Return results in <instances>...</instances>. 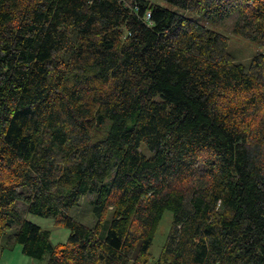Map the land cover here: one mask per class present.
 Masks as SVG:
<instances>
[{
    "label": "trees",
    "instance_id": "trees-1",
    "mask_svg": "<svg viewBox=\"0 0 264 264\" xmlns=\"http://www.w3.org/2000/svg\"><path fill=\"white\" fill-rule=\"evenodd\" d=\"M165 1L264 47V0ZM226 38L153 0H0L1 247L149 264L168 209L152 264H264V53ZM88 193L93 228L68 213Z\"/></svg>",
    "mask_w": 264,
    "mask_h": 264
},
{
    "label": "rangeland",
    "instance_id": "rangeland-1",
    "mask_svg": "<svg viewBox=\"0 0 264 264\" xmlns=\"http://www.w3.org/2000/svg\"><path fill=\"white\" fill-rule=\"evenodd\" d=\"M153 2L160 4L161 6H165L170 8L174 12H178L181 15L186 16L187 18L193 19L194 21L198 22L199 25L204 27L210 28L213 31H218L227 37L228 45H227V52H230L235 60L239 62V64H243L245 67L248 66V62H250L251 57L254 56L255 53L261 52L264 53V47L252 42L246 38L239 37L238 35L234 34L231 29L226 26L227 24L212 22V20L206 18L202 13L194 12L190 10L183 9L179 6H174L172 3H168L165 0H153ZM141 151L145 155H150L151 151L146 148L145 145L142 144ZM94 196L93 194H86L80 197V201L71 207L68 210V213L71 217L75 218L80 222V224H85L90 227H94V222L96 221V216L93 212L94 210ZM25 217L30 222L35 223L38 225L42 230H48L50 242L53 246L57 245V243H61L66 241L69 236V230L62 226L61 224H57L58 222L55 221L52 217H40L35 214H26ZM112 211L110 209L106 210L105 219L101 222V225L98 229V236L103 237L106 235L107 227L109 221H111ZM171 219L172 213L170 211L164 210L161 219H159L158 227L153 233V239L151 245H149V252L151 254V258H149V264L155 262L160 255L161 246L164 244L167 232H169L171 227ZM13 229L6 230L4 236L0 238V264H45L46 256L43 260L29 258L27 255L20 252L21 248L19 244H14L12 246L1 247L4 244L5 237L10 234Z\"/></svg>",
    "mask_w": 264,
    "mask_h": 264
}]
</instances>
